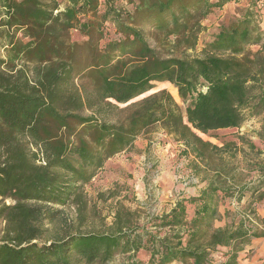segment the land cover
<instances>
[{
  "label": "trees",
  "instance_id": "trees-1",
  "mask_svg": "<svg viewBox=\"0 0 264 264\" xmlns=\"http://www.w3.org/2000/svg\"><path fill=\"white\" fill-rule=\"evenodd\" d=\"M231 1L0 0V264H109L120 253L122 264H145L141 250L147 264H241L264 237L254 204L264 200V156L255 177L231 187L224 156L244 148L200 133L264 114V51L246 49L264 33L247 8L189 53L202 20ZM154 82L171 83L173 94L149 93ZM153 127L214 172L201 194L178 199L152 225L119 211L108 231L52 235L63 213L54 206L82 202L104 163ZM246 192L248 208L221 214L227 198Z\"/></svg>",
  "mask_w": 264,
  "mask_h": 264
},
{
  "label": "rangeland",
  "instance_id": "rangeland-1",
  "mask_svg": "<svg viewBox=\"0 0 264 264\" xmlns=\"http://www.w3.org/2000/svg\"><path fill=\"white\" fill-rule=\"evenodd\" d=\"M119 2L128 5L127 0ZM247 8L254 13L257 29L264 33V0H233L202 20L203 30L199 34L198 44L195 50H189V53H200L206 43L212 40L221 24H227L240 17ZM246 49L253 52L264 51V41L261 44H249ZM172 87L169 82H154V87L149 93L163 88L171 92ZM179 102L181 103L180 100ZM263 126L264 114L248 115L245 123L238 129L200 133L205 140L214 144L222 145L224 140L235 141L244 148L235 155L224 156L222 165H225L230 175L235 176V180L231 176L226 179L231 187H237L239 183L250 181L256 176L257 161L264 156ZM239 136L245 137L244 142ZM247 141L254 143L256 149L252 150ZM184 149L185 146L173 136L167 135L159 128H150L136 139L132 147L104 163L93 179L83 186L82 202L54 206L63 209V213L50 226V233L63 235L65 232H105L109 230L119 211H130L133 225H152L149 222L151 217L169 212L178 199L199 196L215 174L208 171L192 153H184ZM251 195L246 192L242 200L227 198L219 207L221 214L224 215L227 209L237 212L248 208L254 199ZM254 204L257 206V215L264 218V200ZM194 208V205L188 206L190 214ZM224 224V218L215 221L216 227ZM259 239L253 240L241 252V264H264V242L259 244ZM219 251L226 253L228 249L221 248ZM127 256L128 254L120 253L109 264H122ZM220 256L215 255L217 263ZM137 257L147 264L148 254L144 250H141ZM170 264L183 263L174 261Z\"/></svg>",
  "mask_w": 264,
  "mask_h": 264
},
{
  "label": "crops",
  "instance_id": "crops-1",
  "mask_svg": "<svg viewBox=\"0 0 264 264\" xmlns=\"http://www.w3.org/2000/svg\"><path fill=\"white\" fill-rule=\"evenodd\" d=\"M136 142V141H135ZM259 244L264 242V237L263 238H260L258 241H257ZM263 246V245H262Z\"/></svg>",
  "mask_w": 264,
  "mask_h": 264
}]
</instances>
